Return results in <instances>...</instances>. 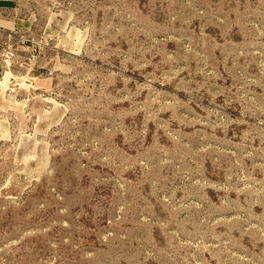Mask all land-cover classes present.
Returning a JSON list of instances; mask_svg holds the SVG:
<instances>
[{"label":"rangeland","instance_id":"1","mask_svg":"<svg viewBox=\"0 0 264 264\" xmlns=\"http://www.w3.org/2000/svg\"><path fill=\"white\" fill-rule=\"evenodd\" d=\"M0 264H264V0H0Z\"/></svg>","mask_w":264,"mask_h":264}]
</instances>
